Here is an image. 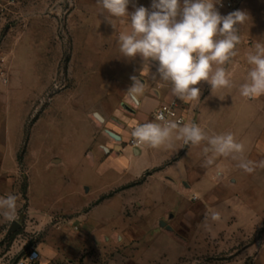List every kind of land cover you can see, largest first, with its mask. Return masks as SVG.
<instances>
[{"label": "rangeland", "instance_id": "1", "mask_svg": "<svg viewBox=\"0 0 264 264\" xmlns=\"http://www.w3.org/2000/svg\"><path fill=\"white\" fill-rule=\"evenodd\" d=\"M219 1L221 16L248 20L224 66L231 87L209 84L200 100L211 110L208 136L232 133L255 170L230 156L205 166V141L146 174L177 156L174 137L133 157L132 175L110 184L85 155L83 109L98 111L113 90L127 94L118 73L131 65L117 61L127 60L118 38L130 24L109 17L114 28L96 0H0V198L17 196L16 220L24 216L8 234L13 221L0 214V264H264V95L239 90L246 54L264 43V0ZM140 6L153 11L152 0H129V23ZM32 251L39 257L27 260Z\"/></svg>", "mask_w": 264, "mask_h": 264}, {"label": "clouds", "instance_id": "2", "mask_svg": "<svg viewBox=\"0 0 264 264\" xmlns=\"http://www.w3.org/2000/svg\"><path fill=\"white\" fill-rule=\"evenodd\" d=\"M96 2L102 12L108 14V19H126L130 24L131 31L121 32L118 38L123 56L135 57L139 54L146 61H158L160 81L170 84L173 96L184 102L200 101L201 90L196 85L201 81H207L213 92L231 87L230 74L224 66L237 55L240 36L236 26L248 20L244 12L234 11L221 16L214 7V0H183L182 7L180 0H152L153 11L149 12L143 6L136 8L129 23V0ZM109 22L112 23L110 19ZM246 59L251 68L248 80L240 86V94L245 98H256L264 95V43H255L253 50L246 54ZM131 79L133 85L127 93L136 98L143 93L144 83L135 76ZM156 121L159 122L137 125L131 132L135 142L158 148L175 134L184 145L207 142L208 146L203 149L205 166L214 164L221 156L240 159L239 167L248 173H252L257 166L240 158L244 146L236 142L232 133L209 137L199 125L168 121L162 113L157 115ZM258 166L264 167V161ZM17 199L15 195L0 198V214L8 221L18 218ZM217 218L218 215L213 213L211 219Z\"/></svg>", "mask_w": 264, "mask_h": 264}, {"label": "crops", "instance_id": "3", "mask_svg": "<svg viewBox=\"0 0 264 264\" xmlns=\"http://www.w3.org/2000/svg\"><path fill=\"white\" fill-rule=\"evenodd\" d=\"M117 62L131 65L127 71L119 72L118 78L130 81L128 84L130 88L133 85L131 77H137L141 83H144L143 93L132 98L128 93L121 95L120 91L113 90L105 96V100H102L98 111H94L96 107L91 111H87V107L83 109L84 119L90 127L89 147L86 149L85 155L93 160L94 165H98L103 176L113 178L110 184H117L121 177L132 175L130 160L151 150L152 147L143 144L130 145L129 141L133 138L131 132L136 124L156 122L154 113L162 104L176 100L179 104V113L184 118V124L195 123L199 125L207 136L212 133L211 125L213 124V121L209 119L211 115L209 105L206 100L203 102L200 100L203 91L210 87L207 81H201L196 85L201 90L200 101L184 102L179 97L172 95L170 84L160 81L157 73L158 61L151 59L146 61L137 54L135 57H127V60L123 59ZM174 137L175 134L172 139ZM192 146L184 145L183 141L179 140L177 156L167 160L162 165H156L145 170L146 174L151 175L161 171L164 166H171L174 162L182 159ZM179 154L180 157H178ZM53 161L60 162L56 157L53 158ZM145 171L137 172L134 177L140 176ZM142 180L131 183L124 188L134 184H143L145 181ZM86 190L88 191L89 188ZM102 198L105 196L99 200Z\"/></svg>", "mask_w": 264, "mask_h": 264}, {"label": "built area", "instance_id": "4", "mask_svg": "<svg viewBox=\"0 0 264 264\" xmlns=\"http://www.w3.org/2000/svg\"><path fill=\"white\" fill-rule=\"evenodd\" d=\"M238 0H221L219 1L218 5L219 7H224V8H232L237 4ZM163 114L165 119L168 121H178L184 124V118L183 116L179 113V104L176 100H173L168 103L162 104L154 113V118L156 120L157 115ZM159 122V121H156ZM139 125L136 124L134 128ZM129 144L132 146H138L139 144L135 142L134 138H132L129 141ZM39 257V254L37 251H32L27 258V260L33 261L36 260Z\"/></svg>", "mask_w": 264, "mask_h": 264}, {"label": "water", "instance_id": "5", "mask_svg": "<svg viewBox=\"0 0 264 264\" xmlns=\"http://www.w3.org/2000/svg\"><path fill=\"white\" fill-rule=\"evenodd\" d=\"M97 116L99 117V115H97ZM23 218H24V216L21 215L20 221L15 220L11 223V226L8 230V234H11L12 232L16 231L17 229H19L21 227V221L23 220Z\"/></svg>", "mask_w": 264, "mask_h": 264}]
</instances>
